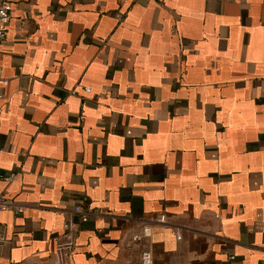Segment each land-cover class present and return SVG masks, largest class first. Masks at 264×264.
Returning a JSON list of instances; mask_svg holds the SVG:
<instances>
[{"label": "crops", "instance_id": "1", "mask_svg": "<svg viewBox=\"0 0 264 264\" xmlns=\"http://www.w3.org/2000/svg\"><path fill=\"white\" fill-rule=\"evenodd\" d=\"M0 1V264H264V0Z\"/></svg>", "mask_w": 264, "mask_h": 264}, {"label": "built area", "instance_id": "2", "mask_svg": "<svg viewBox=\"0 0 264 264\" xmlns=\"http://www.w3.org/2000/svg\"><path fill=\"white\" fill-rule=\"evenodd\" d=\"M10 19V13L7 3L0 1V41L5 36V25ZM90 91V88H87ZM75 93V91H72ZM15 173H9L4 176L7 182H12L15 178ZM12 210L15 213H20L25 210L24 206L18 204L13 198L0 194V211ZM84 214L83 207L76 205L74 210L69 214V228L67 232L62 236L57 243L54 257L56 264H71L72 255L76 248L77 232L74 225L75 216ZM154 219L160 223L166 222V215L159 214ZM153 235V224L151 220H143L140 227L131 233V239L136 244H141L143 240L151 238ZM177 238L181 239L180 233L176 232ZM9 240L6 231L2 225H0V256L3 248L8 244ZM154 260L153 251L149 247H144L141 252V261L143 264H152Z\"/></svg>", "mask_w": 264, "mask_h": 264}]
</instances>
